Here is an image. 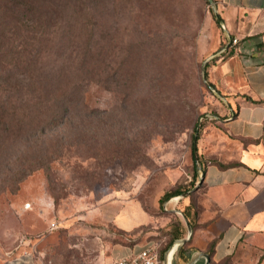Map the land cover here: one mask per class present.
Here are the masks:
<instances>
[{"label":"rangeland","instance_id":"1","mask_svg":"<svg viewBox=\"0 0 264 264\" xmlns=\"http://www.w3.org/2000/svg\"><path fill=\"white\" fill-rule=\"evenodd\" d=\"M46 1L56 33L42 42L44 71L79 68L83 99L70 120L35 117L0 132V264H100L116 245L163 249L181 220L185 236L165 254L188 237L182 208L199 177L179 202L161 195L187 185L198 162L233 163L239 152L220 120L225 96L209 84L223 36L213 7ZM78 49H88L81 67Z\"/></svg>","mask_w":264,"mask_h":264},{"label":"crops","instance_id":"2","mask_svg":"<svg viewBox=\"0 0 264 264\" xmlns=\"http://www.w3.org/2000/svg\"><path fill=\"white\" fill-rule=\"evenodd\" d=\"M212 7L223 36L208 75L225 96L220 120L227 139L239 145L238 164H207L195 190L197 226L186 253H206L211 264H264V0H212ZM116 246L100 264L131 255L121 249L124 245ZM187 261L174 258L173 264ZM17 263L32 264L29 257ZM195 264H204V259Z\"/></svg>","mask_w":264,"mask_h":264},{"label":"trees","instance_id":"3","mask_svg":"<svg viewBox=\"0 0 264 264\" xmlns=\"http://www.w3.org/2000/svg\"><path fill=\"white\" fill-rule=\"evenodd\" d=\"M205 1L211 4L210 0ZM79 6L81 10H84L82 2H79ZM55 9L46 0H0V125H3L0 127L1 134H6L7 127L14 122L30 121L29 119L35 117H38V121L42 124L56 119L57 121L70 120L78 103L82 102V92L78 93L79 97L76 93L78 89L76 77L79 68L58 71L51 69L50 73H46L42 65L40 57L42 42L49 41L56 33ZM214 16L220 26L217 16ZM222 44L224 46V42ZM83 51L78 49L79 58L83 54L80 67L89 59L86 54L88 49ZM19 69L23 70L18 72ZM209 84L215 89L212 83ZM246 98L253 100L249 96ZM36 112V115L33 114ZM196 130L197 125L194 133ZM194 137H196L195 134ZM209 163H215L221 168L238 164L237 162L224 163L219 159L211 158L206 162L202 161L203 170ZM197 179L198 171L195 167L191 181L187 185L165 191L159 198L160 204L191 189ZM187 197L188 201L184 202L182 211L191 227L195 229L197 226V209L193 204L195 191ZM184 226L181 220L172 222L167 231L169 239L166 246L163 249L157 247L161 260L165 250L177 239L185 236ZM216 240L210 244L208 249L210 255ZM190 243L191 239L179 245L174 258H182L186 262L190 257V253H186Z\"/></svg>","mask_w":264,"mask_h":264},{"label":"water","instance_id":"4","mask_svg":"<svg viewBox=\"0 0 264 264\" xmlns=\"http://www.w3.org/2000/svg\"><path fill=\"white\" fill-rule=\"evenodd\" d=\"M210 3L212 5V0H210ZM217 18L219 19V17L217 16ZM221 25H222V22H220ZM223 26V25H222ZM197 139V136L195 137ZM199 161V160H197ZM197 171H198V182L197 184L192 188L191 191H195L199 185L202 183L203 181V176H204V170H203V167L201 166V164L198 162L197 166ZM189 193V191L187 192H184L182 193L181 195H178V196H174L172 198H170L169 201H176V202H179V200L182 198V197H185L187 194ZM184 215V214H183ZM185 217V215H184ZM186 221H187V218L185 217ZM188 227H189V234H188V237L187 238H184L182 240H180L179 242H177L176 244H174L165 254H164V258H163V264H173V259H174V256H175V253L179 247V245L185 243L189 238H190V235H191V232H192V229H191V225L188 224ZM172 248H174V251H173V254L171 255V257L169 258V253L170 251L172 250ZM204 259V264H211V261H210V256L206 253H202L200 251H195V252H192L190 253V257H189V260L187 261L186 264H195L197 262L198 259Z\"/></svg>","mask_w":264,"mask_h":264},{"label":"built area","instance_id":"5","mask_svg":"<svg viewBox=\"0 0 264 264\" xmlns=\"http://www.w3.org/2000/svg\"><path fill=\"white\" fill-rule=\"evenodd\" d=\"M232 41L236 43L238 40L234 38ZM52 225L55 226V223H52ZM106 264H163V261L159 258L156 243L148 242L138 252L128 257L113 259Z\"/></svg>","mask_w":264,"mask_h":264},{"label":"bare ground","instance_id":"6","mask_svg":"<svg viewBox=\"0 0 264 264\" xmlns=\"http://www.w3.org/2000/svg\"><path fill=\"white\" fill-rule=\"evenodd\" d=\"M176 203V202H175ZM174 251V248H172V252Z\"/></svg>","mask_w":264,"mask_h":264},{"label":"flooded vegetation","instance_id":"7","mask_svg":"<svg viewBox=\"0 0 264 264\" xmlns=\"http://www.w3.org/2000/svg\"><path fill=\"white\" fill-rule=\"evenodd\" d=\"M175 257V256H174ZM162 261H163V259H162Z\"/></svg>","mask_w":264,"mask_h":264}]
</instances>
